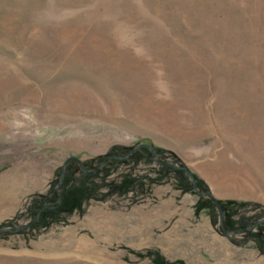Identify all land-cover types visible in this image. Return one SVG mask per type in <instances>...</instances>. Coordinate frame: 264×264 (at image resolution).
<instances>
[{"label": "rangeland", "instance_id": "obj_1", "mask_svg": "<svg viewBox=\"0 0 264 264\" xmlns=\"http://www.w3.org/2000/svg\"><path fill=\"white\" fill-rule=\"evenodd\" d=\"M141 144L264 206V0H0V264H264L256 227L226 236L173 179L17 230L68 156ZM127 166L108 180L153 174Z\"/></svg>", "mask_w": 264, "mask_h": 264}, {"label": "trees", "instance_id": "obj_2", "mask_svg": "<svg viewBox=\"0 0 264 264\" xmlns=\"http://www.w3.org/2000/svg\"><path fill=\"white\" fill-rule=\"evenodd\" d=\"M114 149L117 153L114 155H125L129 152L128 148L123 146H116ZM157 157L159 160H165L166 155L164 150L155 148ZM152 152L146 147H141L140 153H132L126 159H112L104 165L102 170L91 175L87 172L93 171L96 168V164L102 160V157L93 158L91 160L84 161L85 170L81 171L78 165L74 161H70L66 166L65 177L63 185L60 189V200L56 191L48 192L45 195H38L36 199H33L29 210L34 216L38 209L43 205L36 206L39 201H46L50 208H46L40 214L37 222L31 226L36 227L40 222L44 223L45 220L48 223L65 221L71 214L75 212H83L87 204L91 200H106L112 194H130L133 197V201L137 202L144 199L151 193V188L159 183H163L170 180H175V186L181 191L191 190V185L188 182V178L183 174V170L179 167H175L168 164H163L151 159ZM145 160L148 163L153 164V174H139L135 168H128L123 171L118 179L109 181L110 167L120 164L131 165L137 163L140 160ZM97 160V163L95 162ZM94 163H96L94 165ZM94 165V166H93ZM128 167V166H127ZM196 179L197 188L199 190L207 189L205 182L194 174ZM53 192V193H52ZM204 198V197H203ZM208 203L213 205L211 199H208ZM223 208L224 225L225 227L234 232H246L250 227H256L258 232L249 233L258 242V247L264 253V206L252 201H236V200H219ZM262 208L258 214H247V208ZM198 209V207H196ZM25 230V229H24ZM24 230H21L22 232ZM154 252H152L153 254ZM154 264H164L160 262L155 255L153 256Z\"/></svg>", "mask_w": 264, "mask_h": 264}, {"label": "water", "instance_id": "obj_3", "mask_svg": "<svg viewBox=\"0 0 264 264\" xmlns=\"http://www.w3.org/2000/svg\"><path fill=\"white\" fill-rule=\"evenodd\" d=\"M141 147H146V148H150L152 149V155H151V159L154 160V161H158V162H161L163 164H168V165H172V166H175L171 161H167V160H159L157 157H156V151L154 149V147L148 145V144H141L139 146H136V147H133L131 148L130 152H128L127 154L125 155H113V154H108V155H105L103 157V159L101 160V162L98 164V166L96 167L95 170L93 171H89L87 172L85 170V166H84V162L78 158V157H75V156H68L61 168H60V173H59V178H58V184H57V187H56V194L59 196V200H60V189L63 185V181H64V177H65V172H66V166L67 164L70 162V161H74L77 163L78 165V168L79 170L81 171H84V172H87L91 175H95L97 173H99L102 168L104 167V165L106 164V162L112 160V159H126L132 152H136L138 151L139 149H141ZM179 168H181L182 170H184V172L186 173V175L190 178L191 180V186L193 189H197V186H196V179L193 175V172L190 168H188L186 165H182V166H179ZM199 194L200 195H203V196H207L211 199V201L215 204L217 210H218V213H219V222H220V225H221V228H222V231L223 233L228 236V234L231 232L230 230H228L225 225H224V216H223V208L219 202V199H217L214 194L212 193L211 189L210 188H207V189H204V190H200L199 191ZM46 208H50V206L48 204H44L41 206V208L37 211V213L34 215V217L32 218V220L26 224H23L21 226H19L17 228L18 229H24V228H28V227H31L33 226L38 218L40 217V214L42 213V211ZM6 230H9L11 231L10 229H7L6 226H0V234H2L3 232H5ZM249 229H247L248 231ZM232 241V240H231ZM234 244L236 245H240V243H237V242H234L232 241Z\"/></svg>", "mask_w": 264, "mask_h": 264}, {"label": "crops", "instance_id": "obj_4", "mask_svg": "<svg viewBox=\"0 0 264 264\" xmlns=\"http://www.w3.org/2000/svg\"><path fill=\"white\" fill-rule=\"evenodd\" d=\"M211 191L217 199H225L227 197H231V195L225 191L216 190L213 186L210 185ZM6 211V212H5ZM7 210H0V219L4 214H8Z\"/></svg>", "mask_w": 264, "mask_h": 264}]
</instances>
